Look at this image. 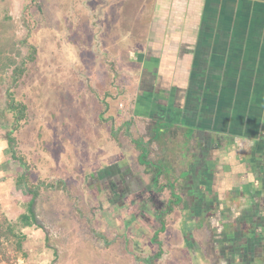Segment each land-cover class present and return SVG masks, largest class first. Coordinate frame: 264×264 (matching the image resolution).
<instances>
[{
  "label": "crops",
  "instance_id": "crops-1",
  "mask_svg": "<svg viewBox=\"0 0 264 264\" xmlns=\"http://www.w3.org/2000/svg\"><path fill=\"white\" fill-rule=\"evenodd\" d=\"M25 1L0 0V51H8L13 70L27 47L20 13ZM89 1L45 0L44 10L33 4L43 19L54 20L53 31L38 30L39 36L51 32L58 49L65 50L66 24L70 28ZM98 1L111 4L101 13L112 35L107 49L133 55L128 83L116 95L120 104L112 110L124 119L125 136L114 139L117 148L127 159L132 149L133 162L108 164L117 173L112 178L118 181L132 170L146 189L155 188V177L171 185L182 205L171 214L174 223L166 239H180V246L183 234L175 218L181 219L183 204L196 209L203 227L195 229L207 238L215 221L225 220L217 217L224 202L238 215L248 204L257 213L264 203V0ZM115 12L119 23L110 28ZM90 18H95L92 7ZM30 41L38 47L36 39ZM43 43L49 41L43 38ZM69 66L77 67L76 61ZM7 69L0 72L1 81ZM153 107L160 108L156 114ZM131 194H137L135 189ZM127 204L136 209L133 199ZM207 211L215 215L212 223Z\"/></svg>",
  "mask_w": 264,
  "mask_h": 264
},
{
  "label": "rangeland",
  "instance_id": "rangeland-1",
  "mask_svg": "<svg viewBox=\"0 0 264 264\" xmlns=\"http://www.w3.org/2000/svg\"><path fill=\"white\" fill-rule=\"evenodd\" d=\"M34 1L38 3L36 6L44 10L45 0H28L24 2V5H28L23 11L25 13L21 11L20 13H22L21 23L26 28L23 39L27 38L28 43L35 42L30 41L31 38L39 42L35 61L31 60L26 64L25 73L19 80L17 79V82L14 80L16 73L13 68L6 70L5 81L0 80V221H4L5 218L15 219L22 212L20 205L28 198L24 186L16 184V179L24 172V168L12 158L8 139H13L12 146L18 156L28 163L30 178L34 184L39 181H45L47 184L62 181L68 192L75 200H78L76 202L73 198L63 195L61 189H47L40 192L34 211L37 222L42 228L34 227L24 231L28 236L26 253L29 258L25 259L22 254H18L17 259L21 264H142L135 260L133 255L134 251L137 255L143 254L140 244H135L130 234L126 236V240L122 237L125 228L120 224L117 214L114 218L121 225L118 234L113 228L114 224L104 227V231L100 232L98 222L92 221L93 227L89 228V225L81 218L82 214L92 220L97 210L94 189H92L96 187V184L89 186L90 174L96 173L95 176L98 179L103 175V170L108 164L120 162L130 164L133 160L131 159L134 154L132 149H130V160L127 159L128 154H125L121 148H117L115 140L118 141V139L115 136H119L117 138L125 136L124 130L121 129V132H118V129L122 128L124 119L117 111H112L113 107L116 108L120 104L116 95L123 88H121L119 75L121 67L111 60L116 55L122 65H127L128 55L117 52L112 54L113 52L107 50L103 43H98L92 53L89 52L88 47L80 46L77 48L78 52H74L75 54L68 45L63 51L58 49L59 46L55 44L54 35H51V32L50 36H39L38 24H44L41 31L47 32L48 29L53 31L54 20L53 18L43 19L44 14H40L41 16L38 14L37 8L33 5ZM45 14L53 15L49 12ZM118 17L119 15L115 12L109 24L110 28L119 23ZM140 26L144 28L143 25ZM83 36L86 37V35ZM43 38L49 43H43ZM70 39L71 37H66L67 42H71ZM9 47L10 44L7 48ZM30 49L32 48L25 47L23 52L21 51L22 56H30ZM95 57L98 59V66L93 65L94 60L96 61ZM18 60L20 63L22 57ZM70 61L72 63H69ZM75 61L77 67H70L69 65ZM94 72H97L96 76ZM86 81L89 87L86 86ZM90 84L93 86L90 87ZM11 96L16 102L27 106V118L22 123H17L14 114L9 110ZM103 114H110L112 119L109 121L107 119L109 117ZM105 120H107L106 125H104ZM90 141L94 144L91 151L94 156H98L97 161H99L93 160L94 167L90 164L92 161L80 164L79 160L87 159L88 161L89 156L85 152L80 151L81 155L77 152L70 154L69 148L61 147L62 143L66 145ZM120 145H123V141ZM140 145H144L142 140ZM116 149L117 154H114L113 151ZM89 158L93 159V157ZM143 182L140 174L131 170L125 178L118 181L112 179L109 183L117 184L120 193L133 192L135 189L137 196L139 193L142 195L143 201L134 205L139 207L140 212L137 210H131V212H134L139 223H143L140 232L142 236L155 242V228L161 220L158 218L160 214L158 216L157 212L153 213V210L164 207V201L162 198L152 196V186L146 189L143 187ZM142 187V190L139 189ZM104 198H107L105 211H103L105 216L109 215L110 209L112 211L119 209L121 213L123 212L119 203L121 199L117 200L116 197L109 195L108 191ZM113 203L119 207L115 209ZM107 204L110 206L107 207ZM75 206L81 209V214L78 209V212L75 210ZM105 219L108 220V216ZM175 219V224L185 233L192 230V226L186 224L182 217ZM110 222L113 220L110 219ZM96 233L110 240L111 244L107 246L105 240L100 238L101 236H96ZM66 234H69L70 238L66 237ZM172 245L170 241H166L165 247L171 248ZM50 248H55L57 255ZM87 249L88 252L85 253ZM190 257L193 256L190 255ZM205 257L207 256L199 253L196 261L199 264H206ZM166 258H162L158 264H176L166 262ZM186 260H183L181 264H188ZM196 261L194 260L191 264H197Z\"/></svg>",
  "mask_w": 264,
  "mask_h": 264
},
{
  "label": "flooded vegetation",
  "instance_id": "flooded-vegetation-1",
  "mask_svg": "<svg viewBox=\"0 0 264 264\" xmlns=\"http://www.w3.org/2000/svg\"><path fill=\"white\" fill-rule=\"evenodd\" d=\"M26 1H28V0H26ZM33 4L38 5V3L36 4V1H34ZM80 5H81V3H80ZM27 7H28V5L25 4L23 6V10L21 12L25 11V9ZM91 7L94 8L95 18H90ZM103 7H105V8H103ZM106 8L108 9V11H110L111 4H108L107 2L104 4L103 2H99L98 0H91V1H89L88 5L83 3V5L79 8V11L77 12V18L73 17L71 19L72 24L70 25V28H66L67 27V24H66L65 29L67 31H69V33H70L69 37H71L70 40H72L71 41L72 43L67 42L66 40H65V42H67L68 47L73 51V53L78 52V49H77L78 46H80L81 48H87L88 47L87 49L89 50L90 53H92L93 49L95 48V46L98 43H101V44L103 43V45H105L106 49H107L106 44H108V41H109L108 37L111 38L112 35L109 36L107 34L108 31H107V28L105 27L106 18L101 16L102 11L106 14V12H107ZM23 13H25V12H23ZM38 14L40 15L39 11H38ZM43 25L40 23L38 24V30L39 31L43 28L42 27ZM30 29H32V28H30ZM83 35H86V37H84ZM26 40H28V39L27 38L24 39L22 41V44H24L27 47L32 48V49H30V51H31L30 56H28V57L22 56V61L25 60L28 63L32 60V59H30V57L34 56V55L35 56H34L32 62L35 61L36 48L32 47L31 44L26 42ZM63 46H64V44H63ZM108 48H109V46H108ZM107 50H111V52H113L112 54L116 53V51L115 50L113 51L112 48L107 49ZM117 53L123 54V51L119 50V51H117ZM126 54L128 55L127 65H122L121 60H119L116 57V55H114L112 60H111L112 62L114 61L115 63H117L119 65V67H121V71H119L121 88H123L124 83H128L126 80L129 79V76L127 75L126 72L132 71L131 63L133 62V55L130 52H127ZM93 59H94V57H93ZM95 59H96V61L94 60L95 63L93 65L98 66V63H97L98 59L96 57H95ZM22 61L14 69L15 73H19L20 71L25 73V70H26L25 67H26L27 63L21 65ZM20 66H22V69H20ZM16 69L18 70L17 72H16ZM94 73L96 76L97 72H94ZM16 75H15L16 79H14L15 82H17V79L19 80V76H16ZM90 79H91V81H93V78L90 77ZM123 81H126V82H123ZM86 86L89 87V84L87 83V81H86ZM91 86H93V85L90 84V87ZM95 90H96V88H95ZM140 91L143 92V88L140 89ZM21 104H23V103H21ZM24 105L25 104H23V106ZM26 108H27V106H26ZM159 109L160 108H158V107L157 108L153 107V108H151V112L156 114L157 113L156 111L157 110L159 111ZM103 116L109 117V118H107V119H109V121L112 119L110 114H105V115L103 114ZM106 121L107 120H105L104 125H106ZM118 132H121V128L118 129ZM86 144L89 146V148H88V146H86ZM92 146H94V144L91 141L85 142V143L81 142V143H77V144H66V145H64L62 143V145H61V147L69 148L70 154L77 152L78 155H81V154H79L81 151V152H85L87 154V156L93 157L92 160L88 157V161H87V159H85L83 161L79 160V162H80V164H83V162L89 163V161H92L90 164L94 167V163H93L94 161L93 160L97 161L98 156H94V154L92 153V151H91L93 148ZM89 149H90V153H88ZM97 162H99V161H97ZM107 167H109V166H107ZM107 167L103 170L104 171L103 175L99 176L98 179L95 176L96 173L95 174L91 173L89 176V179H91L89 186L96 184V187H94L92 189H94L93 195H94L95 200H96L97 210L93 214L92 220L89 217L86 218L87 215H82L81 209L77 208V206H75L74 208L77 212L79 210V214H81L82 220L85 221L89 225V228L93 227L92 221H96V223L98 222L100 224L99 225L100 227L98 228L100 232L104 231V227H109V226H112L111 224H114L115 227L113 226V228L115 230H117L116 233L118 234V232L120 231L118 229H120V226H121L120 224H122V227L125 228L123 230V234H122L123 236L122 237H125V240H126L127 239L126 236H129V234L132 235L130 237H132L134 243L137 245L140 244L139 247H141V250L143 251L142 255H139V254L137 255V252L134 251L133 255L135 257V260H138L142 264H158L162 258L167 257L166 262H170V263L174 262L176 264H181V262L183 260L185 261L186 259H188V260H186V262L188 264H191L194 260L195 261L197 260L196 258L198 257V255L200 253L202 256H207V257H205L206 258V264H264V235L260 236L257 234L258 231H260L261 226H262L263 221H264L262 219L263 214L258 213L259 210L257 213H255L253 208H251L248 204L245 206L246 208L243 209L242 216H241L240 213H239L240 215H238L237 213H234V211H232V212L229 211L228 209H230V208H227L228 204H226V202H224L225 206L222 210H220V213H217V217L220 219L224 218L225 220H223V222L216 220L215 221L216 224L214 227V231L212 233V237L207 238V237L200 236V234L197 233V231L195 229L196 225H198L199 227L201 226L200 227L201 229L203 227L202 222L198 221V219H200V218L196 217L197 216L196 215V212H197L196 209L194 207L191 208L190 205L183 204V210L180 211V215H182L181 217L183 218L182 220L184 222L186 221V224L192 226V230L189 233H185L183 230H181V232L183 234V237H182L183 244L181 246L178 245V244H180V239H179V242H175V241H177V239L172 238V237L165 239L167 231L171 228V225H173V221L171 219V217H172L171 214H169L165 218L163 224L161 223V221H160V224H157L156 231H155L156 238H155V242H153V241H150L149 239H147L146 237L142 236V234L140 232L142 230L143 223H139L134 212H131V210H133L132 209L133 205L130 206V204H127L128 200L132 201V199H133V202L135 204L141 203V201H143V197H141L142 195L140 193L138 194V196H137V194H131L132 191H130L129 193L128 192L120 193L119 189H118L119 186L117 184L109 183L113 179L112 175L113 176L117 175V173L111 171L113 169H108ZM100 178H102V180ZM94 179H97V180L93 182ZM114 180H115V178H114ZM152 183H154V181H152ZM45 184H46V188L43 187L41 191L47 190V189L48 190L49 189L50 190L61 189V191H63V193H64L63 195H66L70 199L73 198L74 201L78 202V200L77 199L75 200L74 197L72 196V194H70V192H68V190L66 189V186L64 185V183L62 181L55 182V183H49V184H47L45 182ZM154 184H155V188L152 189V191H153L152 196H156L157 198H162L164 201V203H163L164 207H162L160 210H153V213L157 212V214L159 216L160 211L162 209H165L166 206L169 204V202L172 200V195L170 192L167 196L163 195L165 190L169 189V188L166 187L165 184L162 183V180L160 178L158 179V183L157 184L154 183ZM161 187H163L162 191H160ZM106 191H108L109 195L116 197L117 200H118V198L121 199V201H119V203L123 209V212L121 213L119 211V209H116V207L118 208L119 205L115 206V204L113 203V207L116 210L115 211L114 210L112 211L111 209L109 210V213H108L109 215H107L108 220L105 219V217H107V216H105L103 214V211H105L104 206H105L106 199H107V198L106 199L104 198L106 196ZM168 191H170V190H168ZM178 198L180 199V204L176 208H179L182 205V199H181L182 196H180L178 194ZM162 199H160V200H162ZM227 201H228V199H227ZM106 206L109 207L110 204H107ZM188 206L190 207V209ZM107 207H106V209H107ZM176 208H175V210H176ZM136 210L139 211V207H136V209L134 211H136ZM208 212L209 211L205 212V215H206L205 217L210 218V223H212L213 222V216H215V215L211 216L210 213L208 214ZM116 214H117V216H119L118 219L120 220V224H119V221L114 218V216ZM110 219H112L113 222H110ZM146 222L149 223L147 221V219H146ZM252 225H255V227L257 229L256 230L251 229V228H253ZM246 226H249V229L251 231L250 235H249V233H247L248 232L247 230L245 231L246 232L245 235L241 234L243 227L245 228ZM200 228H199V230H200ZM252 230H255V231H252ZM67 236L70 238L69 234H66V237ZM96 236L100 237L101 234L96 233ZM48 238H50L49 235H48ZM100 238H103L105 240V243L107 246L109 244H111L110 240H108L107 238L105 239L104 236L103 237L101 236ZM166 241H170L172 244L174 242L175 244H173L171 246V248H168V247H165ZM50 250H52V252L55 255H57V251L55 248H50ZM125 251H126V249L124 248V252ZM87 252H88V249L85 253H87ZM139 252H141V251L139 250ZM187 255H189V257ZM190 255H192L193 257L191 258ZM197 264H199V263L197 262Z\"/></svg>",
  "mask_w": 264,
  "mask_h": 264
},
{
  "label": "trees",
  "instance_id": "trees-1",
  "mask_svg": "<svg viewBox=\"0 0 264 264\" xmlns=\"http://www.w3.org/2000/svg\"><path fill=\"white\" fill-rule=\"evenodd\" d=\"M8 51H0V72L5 71V69L10 68L15 64L14 60L9 57H6L5 54ZM10 53V52H9ZM34 56H31L30 59L33 60ZM27 61H22L21 65L26 64ZM22 69V66H20ZM18 70L16 69V72ZM24 72L20 71L18 73L19 78L23 75ZM17 74V73H16ZM9 110L14 114L15 121L17 123H22L27 118V108L26 106L19 102H16L11 96ZM9 146L11 148L12 158L20 163L24 172L17 177L16 184L19 186H24L26 191L27 199L24 200L23 204L20 205L22 208V212L18 214V216L11 220L9 218H5L4 221H0V263L4 264H21L17 259L18 254H22L25 259H28L29 256L26 253V243L28 240L27 234L24 232L26 229L30 228H42L41 225L38 224L36 219V214L34 211V205L36 203V199L38 198L40 191L43 187L46 188V184L44 181H39L37 184H34L30 178L29 174V165L25 159L20 158L18 153L16 152L13 145V139H9ZM145 153L143 154V157ZM158 177L153 179L154 183H158ZM171 190L172 200L166 206L165 209L160 211V220L161 223H164L165 218L172 214L176 207L180 204V199L174 193V189L171 185H169ZM163 190V187L160 188V191Z\"/></svg>",
  "mask_w": 264,
  "mask_h": 264
},
{
  "label": "water",
  "instance_id": "water-1",
  "mask_svg": "<svg viewBox=\"0 0 264 264\" xmlns=\"http://www.w3.org/2000/svg\"><path fill=\"white\" fill-rule=\"evenodd\" d=\"M258 213H262L263 214V220H264V203L262 204V206H261V208L259 209V212ZM252 227L253 228H251V229H257L256 227H255V225H252ZM245 229L248 231L247 233H249V235L251 234V231H250V229H249V226H246L245 227ZM245 230V231H246ZM255 230H252V231H255ZM245 231H243V233H244V235L246 234V232ZM258 235H264V221H263V224H262V226H261V229H260V231H258V233H257Z\"/></svg>",
  "mask_w": 264,
  "mask_h": 264
}]
</instances>
